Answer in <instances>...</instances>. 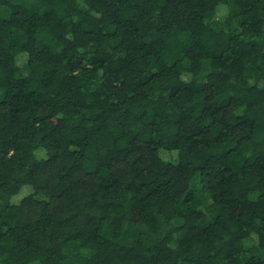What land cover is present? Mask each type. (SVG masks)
I'll list each match as a JSON object with an SVG mask.
<instances>
[{
    "label": "trees",
    "instance_id": "obj_1",
    "mask_svg": "<svg viewBox=\"0 0 264 264\" xmlns=\"http://www.w3.org/2000/svg\"><path fill=\"white\" fill-rule=\"evenodd\" d=\"M0 264H264V0H0Z\"/></svg>",
    "mask_w": 264,
    "mask_h": 264
},
{
    "label": "rangeland",
    "instance_id": "obj_2",
    "mask_svg": "<svg viewBox=\"0 0 264 264\" xmlns=\"http://www.w3.org/2000/svg\"><path fill=\"white\" fill-rule=\"evenodd\" d=\"M30 191V189H26V192H29Z\"/></svg>",
    "mask_w": 264,
    "mask_h": 264
}]
</instances>
